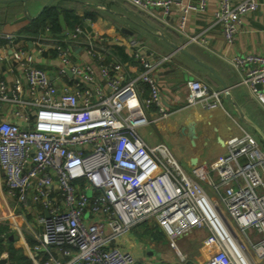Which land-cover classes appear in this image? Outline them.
Segmentation results:
<instances>
[{
    "label": "built area",
    "instance_id": "2783aa9c",
    "mask_svg": "<svg viewBox=\"0 0 264 264\" xmlns=\"http://www.w3.org/2000/svg\"><path fill=\"white\" fill-rule=\"evenodd\" d=\"M124 1L141 11L160 8L163 16L177 2ZM207 5L190 0L184 11L202 14ZM259 7L258 0H220L214 21L228 43L235 42L243 17ZM0 41L12 49L10 59L0 49V62H10L14 74L12 83L0 82V173L10 197L42 207L43 232L34 250L57 253L45 264H152L117 243L145 223L157 226L182 260L177 240L204 228L212 235V254L203 264L264 259V147L258 140L228 114L240 134L228 138L226 152L214 161L187 170L167 143L151 145L139 132L170 115L157 73L171 55L150 58L143 41L123 40L140 69L132 77L106 39L85 25L64 36L49 25L33 35L0 32ZM26 43L42 58L55 52L56 78L36 64ZM232 64L264 107L257 88L264 85V55L235 56ZM61 80L66 83L59 88ZM186 85L187 106L224 110V91L197 79ZM6 106L17 121L2 114Z\"/></svg>",
    "mask_w": 264,
    "mask_h": 264
},
{
    "label": "crops",
    "instance_id": "0c3cea01",
    "mask_svg": "<svg viewBox=\"0 0 264 264\" xmlns=\"http://www.w3.org/2000/svg\"><path fill=\"white\" fill-rule=\"evenodd\" d=\"M47 1L28 0L29 15L36 17ZM188 1L190 0H177L174 4L178 7L182 6L184 9V5ZM232 1L239 3L242 0ZM258 1L259 9L243 17L236 40L232 44L226 41L221 25L214 21L220 0H208L207 9L202 14L171 9L170 15L167 16H163L160 8L141 11L124 0H55L52 5H56L60 9L72 10L79 17H84L87 12H93L95 20L91 21L92 34L103 36L110 50L112 46L125 49L126 59L123 56H118L114 51L112 55L127 63L128 74L132 77H135L140 69L134 63L132 64L129 51L122 42L123 40L131 37L140 39L144 42L146 55L150 58L157 59L172 55L171 60L165 62L157 73L163 103L170 115L162 121L140 128V134L151 145L160 142L167 143L178 160L183 159L186 169L190 170L191 166L196 163H210L224 154L228 138L240 134V129L228 114L264 147V142L259 135L241 119L236 107L227 101L225 96L222 100L224 110L207 111L200 105L187 106L189 91L186 85L188 80L197 79L212 89H223L220 81L211 71L201 66L197 61L210 66L229 86L232 98L240 105L246 117L264 132V107L258 102L253 91L242 84L243 73L232 64V59L235 56L264 55V0ZM18 2L17 6L20 7L17 9L14 22L5 25L0 32L21 34V29L32 21L18 18L24 12V3ZM183 16H185V20L182 25ZM145 21L146 24L157 26L161 30L146 32L143 28ZM13 24L16 26L14 29L11 28ZM67 29H69L68 26ZM160 34L164 38H161ZM195 37L197 39L192 41ZM117 39H120L121 43H118ZM25 45L28 50L36 54L33 45L30 43ZM171 45H179L184 48L197 61L182 51L175 50ZM0 49L5 57L11 58L12 49L8 48L4 41H0ZM54 53V51H49L44 54L43 58L38 54L35 57L36 64L47 69L51 73L52 79L56 78L55 73L58 66L54 59ZM78 53L80 58L89 61L83 50H79ZM13 78L14 74L10 72V62H0V82L10 84ZM57 82L59 88L66 83L65 80ZM261 90L264 93V85ZM2 114L7 115L10 121L18 120L10 113L9 106L4 108ZM153 115L154 112L151 111L152 118ZM227 119H230L235 127L226 123ZM192 124L196 131V138L193 140L188 135V127ZM150 126H153L158 135L157 143H154L151 138L147 139L146 135L141 133V131L146 132ZM182 128H185L184 131ZM41 215V206L25 207L7 194L3 186V176L0 173V228H4L6 231L0 233V242L3 243L5 249L7 248L0 254L1 264H20L13 262L10 248L26 257L30 264H45L50 253L57 257V253L51 247L39 252L34 250L43 232L40 222ZM155 228L158 227L152 224H142L120 236L117 243L124 251L132 252L139 260H147L152 264L156 262L171 264L168 263L171 260L167 258L170 254L155 251L152 243L155 236L152 229ZM5 236L6 238H4ZM163 236L166 238L164 234ZM146 250H150L152 254L145 255ZM155 253H157L156 256Z\"/></svg>",
    "mask_w": 264,
    "mask_h": 264
},
{
    "label": "rangeland",
    "instance_id": "374dc122",
    "mask_svg": "<svg viewBox=\"0 0 264 264\" xmlns=\"http://www.w3.org/2000/svg\"><path fill=\"white\" fill-rule=\"evenodd\" d=\"M19 2H13L10 4H4L0 2V21H4L8 19L10 16V10L13 5H18ZM11 26V25H10ZM16 26L13 24L11 28H15ZM228 124L235 127L234 123L227 119ZM252 130V129H251ZM140 132V131H139ZM142 134L146 135V138L153 139L154 143H157V133L153 129V126L147 128L146 132H142ZM145 139V138H144ZM153 145V144H152ZM181 164L186 168V163L183 159H179ZM214 161V160H213ZM208 191L213 194V191L207 188ZM2 197V196H1ZM154 231V232H153ZM154 233V241H152L155 251H159L162 253L170 254L167 256L171 261L168 263L171 264H186L187 262H191L193 264H203L205 261L211 256L212 251L210 248V242L212 239V235L208 229H194L189 232L187 235H184L182 238L177 240V246L182 253V260L177 251L171 247L168 239L164 238L162 231L157 228L153 229ZM152 252L150 250L145 251V255L149 256ZM157 253H155V256ZM258 264H264V259L259 260Z\"/></svg>",
    "mask_w": 264,
    "mask_h": 264
},
{
    "label": "trees",
    "instance_id": "16d2710c",
    "mask_svg": "<svg viewBox=\"0 0 264 264\" xmlns=\"http://www.w3.org/2000/svg\"><path fill=\"white\" fill-rule=\"evenodd\" d=\"M20 6L13 5L10 10V17L4 21H0V30L12 22H14L16 14L18 12V8ZM63 14L66 24L69 29H72L79 25H84L86 19H90L91 21L95 20V15L93 12H87L84 17H79L75 13H73L72 10L68 9H60L58 6L51 5L47 7L44 12L37 18L32 20L28 26L21 29V33L23 34H36L38 31L45 26H50L55 34H59L62 31V27L60 25L59 17ZM112 52L116 53L118 56H123L126 59V54L124 52L123 47L119 46H112L111 47ZM123 61V60H122ZM124 62V61H123ZM156 229V228H155ZM153 231V229H152ZM6 232L4 228H0V233ZM7 236V235H6ZM6 236L4 238H6ZM5 249V246L2 242H0V254ZM7 249V248H6ZM5 249V250H6ZM12 254V260L14 263H20V264H30L28 259L21 254L17 253L16 251H13L11 248L9 249ZM2 262L0 261V264ZM186 264H193L191 262H187Z\"/></svg>",
    "mask_w": 264,
    "mask_h": 264
},
{
    "label": "water",
    "instance_id": "95a60500",
    "mask_svg": "<svg viewBox=\"0 0 264 264\" xmlns=\"http://www.w3.org/2000/svg\"><path fill=\"white\" fill-rule=\"evenodd\" d=\"M18 1L24 3V12L21 15H19L18 18L20 20H25V19L33 20L35 18L37 19L44 12V10L47 7H49V6H51L53 4V2L55 0H48L45 3V5L41 8L40 12L38 13V15L36 17H31L29 15V13H28V10H27V2H28V0H0V2L1 3H4V4H10V3H13V2H18ZM171 9H175V10L180 11V12L184 10L182 6H179L178 7L176 4H173L172 7H171ZM138 17L141 18L140 16H138ZM59 20H60V25L62 27V33L60 34V36H64L65 33H66V29H67V26H66V23H65V20H64V16L63 15H60ZM84 25L86 26L87 30L92 33V27L89 26V25H87V24H84ZM158 26H159V24H158ZM143 28L146 30V32H149V33L151 31H153V32H157L158 31L159 32L161 30L157 26L150 25V24H146V21H145V24H144V27ZM160 37L161 38H164V36L161 35V34H160ZM171 46L175 50L182 51L183 53H185L188 57H190L194 61H197L196 58L193 55H191L190 53H188L187 51H185L184 48L180 47L179 45H171ZM197 62L201 66L206 67L207 69H209L211 71V73L220 81V83H221V85L223 87V89H221V90L224 91V96L227 99V101H229L231 104H233L236 107V109H237V111H238L241 119L244 122H246L249 126H251L255 130V132L259 135V137L261 138V140L264 142V132L261 130V128L259 126H257L255 123H253L252 121H250L246 117V115H245L244 111L241 109L240 105L232 98V95L229 92V86L225 83V81L222 78H220L216 74V72L210 66H208V65H206V64H204V63H202L200 61H197ZM67 73H68V75L70 77H72L71 71L68 70ZM257 88L259 90H261L262 89V85H257ZM184 129L185 128H182V131H184ZM188 130H189L188 135H189L190 139L193 140L194 138H196V131H195V127H194L193 124L188 127Z\"/></svg>",
    "mask_w": 264,
    "mask_h": 264
}]
</instances>
